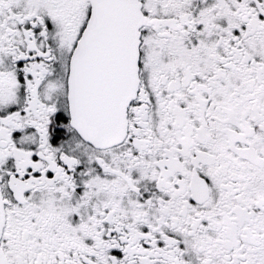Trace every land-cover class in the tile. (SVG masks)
Listing matches in <instances>:
<instances>
[{
  "label": "snow or ice",
  "instance_id": "obj_1",
  "mask_svg": "<svg viewBox=\"0 0 264 264\" xmlns=\"http://www.w3.org/2000/svg\"><path fill=\"white\" fill-rule=\"evenodd\" d=\"M0 264H264V0H0Z\"/></svg>",
  "mask_w": 264,
  "mask_h": 264
}]
</instances>
